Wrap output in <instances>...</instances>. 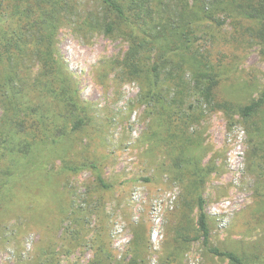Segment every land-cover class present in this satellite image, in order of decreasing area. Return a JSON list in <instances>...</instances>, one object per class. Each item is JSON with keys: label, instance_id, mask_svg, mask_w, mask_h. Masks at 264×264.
I'll return each mask as SVG.
<instances>
[{"label": "rangeland", "instance_id": "374dc122", "mask_svg": "<svg viewBox=\"0 0 264 264\" xmlns=\"http://www.w3.org/2000/svg\"><path fill=\"white\" fill-rule=\"evenodd\" d=\"M77 1L82 15L99 11L97 0ZM234 33L227 22L217 36ZM226 44L224 64L234 67L225 72L229 79L221 81L219 96L223 92L244 103L259 97L261 45ZM128 47L124 37L96 28L67 24L59 30L57 51L86 119L56 143L47 164L54 175L34 176L30 193H21L18 204L0 215V264H230L212 256L200 240L176 236L182 205H192L189 218L197 219L196 203L185 199L198 193L205 200L210 243L264 264L261 118L232 117L203 104V116L189 126V133L199 136L200 150L187 156L198 159L199 180L188 179L186 161L174 175L165 164L168 126L162 111L141 97L138 80L122 79L111 69ZM37 70L34 66L32 75ZM73 125L68 120V128ZM85 162L95 167L81 166ZM69 165L81 167L65 170Z\"/></svg>", "mask_w": 264, "mask_h": 264}, {"label": "trees", "instance_id": "16d2710c", "mask_svg": "<svg viewBox=\"0 0 264 264\" xmlns=\"http://www.w3.org/2000/svg\"><path fill=\"white\" fill-rule=\"evenodd\" d=\"M97 2L99 11L82 15L77 0H0V215L18 204L21 193H30L34 176L54 175L47 164L56 143L86 119L75 81L57 51V36L64 25L96 28L127 39L128 50L112 62L111 69L122 79L138 80L141 97L162 111L168 126L165 164L174 175L181 174L186 161L188 179L197 175L199 180L198 159L187 156L200 150L199 136L189 133V126L203 116V104L232 117L234 113L243 119L260 117L264 125V90L246 103L223 92L219 96L221 81L229 79L226 71L234 65L224 64L221 48L229 46L225 43L240 47L254 42L264 52V0ZM227 22L235 33L219 38L217 33ZM34 66L38 70L32 75ZM70 119L74 125L68 128ZM201 157L202 153L197 155ZM81 166L95 167L90 162ZM80 167L69 165L65 170ZM189 198L185 201L196 203L199 215L190 220L192 205L181 206L180 222L174 227L177 238L200 240L212 256L230 264H256L213 246L203 195Z\"/></svg>", "mask_w": 264, "mask_h": 264}]
</instances>
